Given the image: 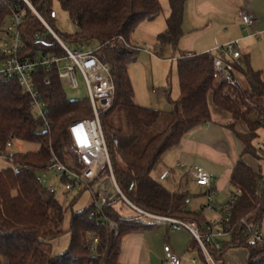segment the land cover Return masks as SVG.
<instances>
[{
    "label": "trees",
    "instance_id": "trees-1",
    "mask_svg": "<svg viewBox=\"0 0 264 264\" xmlns=\"http://www.w3.org/2000/svg\"><path fill=\"white\" fill-rule=\"evenodd\" d=\"M27 1L34 11L25 0H0V34L13 13L23 16L21 58L65 55L48 27L65 43H100L98 56L110 63L116 86L113 105L103 116V131L112 170L124 195L148 212L193 220L201 225L199 216L188 210L191 195L169 191L152 177V171L168 150L211 120L210 94L217 106L230 112L236 122L243 121L248 126V135H238L244 144L243 156L262 159L261 149L254 141L258 130L264 128L263 72L249 66H235L242 71L245 84L222 80L213 69L212 53L182 55L177 61L180 96L176 100L169 98L172 110L167 114L164 129L144 141V132L164 114L134 102L128 65L136 59L139 48L131 42V36L140 24L162 14L160 1L57 0L76 26L75 35H62L55 30L54 0ZM168 1L171 12L159 41L177 48L184 35L187 0ZM35 83L48 109L50 126L46 129L45 122L34 114L31 98L18 82H0V149L5 150L10 140L41 145L38 152L14 154L13 161L8 160L9 165L0 171V264H121L124 238L153 226L139 217L121 215L115 209L118 200H114L105 206L104 212L118 223V234L102 226V218L93 216L91 205L73 211L69 228H63L68 209L57 198L58 194L39 183V176L52 152L68 164L67 128L72 121L92 117L93 113L89 98L68 99L55 69L38 68ZM112 115L124 116L130 132L115 126ZM76 161L75 165H79ZM231 184L240 188L242 195L230 221L234 231L223 242L216 258L220 261L231 247L244 248L249 255L247 264H264V243L246 235L242 225L244 219L260 225L264 220L263 171L254 169L242 157L233 170ZM65 235L69 238L66 250L54 253V244Z\"/></svg>",
    "mask_w": 264,
    "mask_h": 264
},
{
    "label": "built area",
    "instance_id": "built-area-1",
    "mask_svg": "<svg viewBox=\"0 0 264 264\" xmlns=\"http://www.w3.org/2000/svg\"><path fill=\"white\" fill-rule=\"evenodd\" d=\"M27 3L28 1L25 0ZM29 4V3H28ZM32 8V6L29 4ZM34 11V9L32 8ZM246 26L252 24L251 17L242 16ZM24 19L21 13L13 15L4 23L0 34V82H18L32 101L34 114L45 122L44 129L49 128L47 120L48 109L35 83V73L40 67L55 69L62 85L79 88L77 72H81L89 91V101L93 116L72 121L68 128L70 141L69 152L77 158L79 165L65 164L52 152L50 161L39 176V183L53 194L59 191L68 198V194H81L88 191L91 195L93 216L102 218V226L118 234V223L106 216L105 206L114 200L122 201L135 212L147 225L165 227L173 231L188 230L193 237L200 259H193V264H222L217 258V252L223 248L225 238L233 233L230 221L238 198L242 195L240 188L228 195L224 204L214 200L215 177L201 166H193L190 176L199 187L207 188L208 204L206 209L211 212H221L219 222L211 221L200 225L197 221L186 220L167 215H161L144 210L135 205L122 192L112 170L108 145L103 131V116L107 113L116 97V86L110 63L102 61L97 51L82 52L71 50L65 42L48 26L65 51L63 56L48 55L36 59H23L20 52L24 48L20 27ZM236 43L231 42L218 48L213 54V69L218 78L227 81H239L236 76ZM14 141L7 143L6 149H0V159L13 161L14 154L9 150ZM264 159V152L262 155ZM106 169L108 172H106ZM50 175L55 176L58 186L50 181ZM165 178V175L163 176ZM244 232L254 241L264 243V231L260 224L242 220ZM97 240L94 241L97 244ZM167 264H182L183 258L166 245L164 248Z\"/></svg>",
    "mask_w": 264,
    "mask_h": 264
},
{
    "label": "crops",
    "instance_id": "crops-1",
    "mask_svg": "<svg viewBox=\"0 0 264 264\" xmlns=\"http://www.w3.org/2000/svg\"><path fill=\"white\" fill-rule=\"evenodd\" d=\"M229 1L233 4L230 5ZM162 6L165 17L161 22L167 27V19L171 12L169 1L167 4L163 3ZM239 6L244 7L241 9L242 15L251 17L253 22L250 26H246L243 20L238 18ZM155 20L143 23L150 24ZM182 28L184 35L179 44L183 42L186 35L192 36L193 34L197 46L183 45L184 53L180 54L179 58L182 55L215 54L218 48L235 42L236 61L238 62L235 66L255 68V65L264 64V0H187ZM239 75L243 76L242 71L236 70V76L240 81ZM209 106L211 120L189 133L179 145L168 150L153 169L152 177L173 193H189L187 189L190 188L192 182L195 183L190 176L192 167L201 166L215 177L214 200L219 204H224L228 195L234 190L231 176L237 161L243 157L254 169L260 168L264 174V159L262 157L257 160L251 156H243L244 144L238 135L249 134V128L245 122H236L230 112L217 106L212 94L209 95ZM261 140H263L262 143ZM254 145L257 148L261 147L263 155L264 128L258 130V138L254 141ZM252 161H256L257 165L254 166ZM164 175L165 178H163ZM198 188L192 191L207 196V188L199 186ZM207 212H193L199 216L202 226L209 222L206 220ZM182 231H187L192 235L188 230L173 231L165 227L153 226L126 236L122 243L120 263L167 264L164 248L169 245L178 256L183 258L182 264H193L192 260L197 258L188 257L187 250L184 252L183 249V246L188 244L193 250L191 252L198 253L193 239H189L188 233H182V237L171 233ZM229 239L230 237L225 238V240ZM178 242L181 243L178 244ZM230 249H235V251L228 253ZM228 250L220 260L222 264H247L249 255L246 249L231 247ZM244 250L246 254L242 262L237 263L235 259L230 258L231 254H241L239 252Z\"/></svg>",
    "mask_w": 264,
    "mask_h": 264
},
{
    "label": "rangeland",
    "instance_id": "rangeland-1",
    "mask_svg": "<svg viewBox=\"0 0 264 264\" xmlns=\"http://www.w3.org/2000/svg\"><path fill=\"white\" fill-rule=\"evenodd\" d=\"M161 5L167 4L168 0H159ZM27 3V2H26ZM230 5L233 4L232 1H229ZM28 4V3H27ZM29 5V4H28ZM236 5V4H234ZM163 7V6H162ZM244 9L243 6L238 7V18L242 20L241 9ZM53 11L55 13V30L62 35H75L77 32L76 26L70 20V17L67 12H65L60 3L57 0L53 2ZM165 17V12L161 14L153 23H142L140 24L135 31L133 32L131 39L132 43L139 47V51L136 52V59L129 63L128 65V75L132 83L134 90V102L144 108H150L154 110L161 111L164 116L149 130L145 131L143 134L144 141H147L154 134H157L164 129L165 125L168 122L167 114L172 110V105L170 99L176 100L180 96V79L177 69V59L180 54L184 53L183 45L188 44L189 46H197V42L194 40L195 35H186L185 39L177 48H174L170 45H163L159 41V35L162 34L166 27L165 23L161 22ZM165 27V28H164ZM164 28V29H163ZM51 32V31H50ZM197 36V35H196ZM73 51H82L90 52L97 51V55L100 51L99 42H88V43H74L66 42L65 43ZM218 46V45H217ZM190 48V47H189ZM256 58V57H255ZM255 70L263 72L264 77V64L255 65ZM77 79L79 88L77 90L73 89L70 86L64 85L65 93L69 100H83L88 99L89 91L86 84V81L81 72H77ZM241 83L245 84V80L242 75H239ZM264 104V101L261 105ZM110 119V116H109ZM111 121L115 126H118L124 130L129 131V122L123 117H118L116 115L111 116ZM130 132V131H129ZM263 140H261V143ZM14 146L9 150L12 154H26L28 152H38L41 150V145L37 142H25L20 140H15L13 142ZM261 149V147H258ZM69 150V148H68ZM77 157L68 152V164L75 165L77 162ZM254 166L257 165L256 161H252ZM9 165L8 161L0 159V171L6 168ZM55 176L50 175V181L58 186V182L54 180ZM199 189L198 186L192 182L188 192L191 194L192 198L188 204V209L192 212L204 213L207 212L206 220L219 222L222 218L221 212H211L206 209L208 204L207 196L203 193H195L192 190ZM77 192L68 194V198L59 191L57 198L62 202V204L68 209L63 228L67 230L70 225V218L73 211L77 212L83 210L84 208L91 205V195L88 191L83 192L80 196ZM76 200V201H75ZM115 209L118 213L123 216H135V212L130 209L127 205L123 204L120 200L115 204ZM261 226L264 231V220L261 223ZM177 236H183L182 233H188L187 231L182 232H171ZM189 239H193L192 235L188 233ZM69 238L67 235L62 236L54 245V253L59 254L66 250L68 246ZM182 242V238H181ZM181 242H178L181 243ZM172 244V243H171ZM184 252L187 250L188 257L200 259L198 253L191 252L192 249L189 248V245L185 244L183 246ZM235 251V249L228 250V253ZM237 251V250H236ZM241 254H231V259H235L237 263L242 262L245 258V250L239 252ZM234 255V256H232ZM247 260V259H246ZM201 264V263H199Z\"/></svg>",
    "mask_w": 264,
    "mask_h": 264
}]
</instances>
